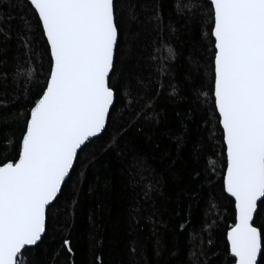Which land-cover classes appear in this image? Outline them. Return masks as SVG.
Wrapping results in <instances>:
<instances>
[{
    "label": "snow or ice",
    "instance_id": "6c2138e0",
    "mask_svg": "<svg viewBox=\"0 0 264 264\" xmlns=\"http://www.w3.org/2000/svg\"><path fill=\"white\" fill-rule=\"evenodd\" d=\"M158 131L176 148L159 172ZM189 142L173 200L163 177ZM206 142L219 170H196ZM116 182L122 264H159L170 243L179 264H264V0H0V264H104L106 199L78 221ZM205 185L230 209L221 251L193 215Z\"/></svg>",
    "mask_w": 264,
    "mask_h": 264
},
{
    "label": "trees",
    "instance_id": "16d2710c",
    "mask_svg": "<svg viewBox=\"0 0 264 264\" xmlns=\"http://www.w3.org/2000/svg\"><path fill=\"white\" fill-rule=\"evenodd\" d=\"M167 123L173 128V130H175L178 124V118L176 117L175 112L172 108H169L167 111ZM200 123L203 124V121L201 120ZM190 127L194 128L195 126L192 125ZM202 135L204 137H207L208 132L204 131ZM190 136L192 138H196V133L194 131H190ZM154 140L159 145V147L150 149L148 151V155L153 158L152 167L156 169L157 172H159L162 168H166L167 164L170 163V161L162 162L160 160V157L168 151H171L175 155V141L171 140L168 135H161L159 131L154 137ZM191 149L192 144L191 142H189L183 148L179 157L176 158V163L175 165H173V173H166L164 175L163 178L166 181V184L161 191L166 197L171 196L172 199L175 200L176 196L174 194L178 193L181 187H184L183 181L186 180L187 173L194 167H196L197 161L189 155ZM212 151L213 149L211 143L206 142L203 154L199 158V167L196 168V170H203L205 165L212 166L213 164H215L217 166V170H219V162L212 155ZM215 151L218 152L219 149L216 148ZM100 179H104L103 174L100 175ZM82 188L84 189V192L87 193V183H84L82 185ZM213 194H215V199L212 198ZM93 199L97 203L101 200L106 199L103 215L101 216L99 212L97 213V223L104 240L103 247L101 249L104 264H122V262H125L127 260L128 237H126L125 231L127 220L126 212L128 208V193L121 188L119 182H116L114 185L109 187L108 196L106 198L103 197L101 193H97L95 198L89 197V199L85 201V207L83 209L84 215L79 218V227H82L84 225L88 212V205L92 202ZM161 203L163 204L164 202L162 201ZM192 203L193 215L195 220L197 221V227H199V223L205 218V216H207L208 222L215 228L213 242L221 244V242L223 241L221 232L226 230V226L229 225L232 220L230 209L224 206L225 201L220 195L219 186L217 185L215 188H209L207 185H205L198 193V198H193ZM209 203L212 204L211 211H209L208 208ZM174 207V204L168 203L169 213L165 215V220H168L169 215L171 214L170 210ZM183 207L185 209L187 208L186 202ZM175 223V220L170 221L169 228H171ZM142 239L144 240L145 245L150 249L151 242L147 239V233L142 234ZM168 249L169 250L166 251L160 258L159 264H165L167 260H172L173 264H179V261L176 260L172 255H170V253L174 251L172 249L171 243L169 244ZM221 250L222 244L221 249H214V251ZM176 255L178 256L180 255V253L177 252ZM153 264H156V262L153 261Z\"/></svg>",
    "mask_w": 264,
    "mask_h": 264
}]
</instances>
